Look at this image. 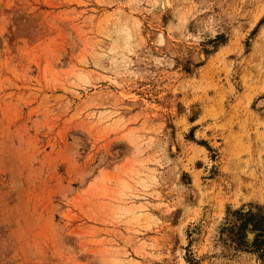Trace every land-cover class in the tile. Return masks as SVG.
<instances>
[{
	"label": "rangeland",
	"instance_id": "obj_1",
	"mask_svg": "<svg viewBox=\"0 0 264 264\" xmlns=\"http://www.w3.org/2000/svg\"><path fill=\"white\" fill-rule=\"evenodd\" d=\"M0 264H264V0H0Z\"/></svg>",
	"mask_w": 264,
	"mask_h": 264
},
{
	"label": "bare ground",
	"instance_id": "obj_2",
	"mask_svg": "<svg viewBox=\"0 0 264 264\" xmlns=\"http://www.w3.org/2000/svg\"><path fill=\"white\" fill-rule=\"evenodd\" d=\"M202 57V56H201ZM173 149L175 150L176 148H175V146L173 147Z\"/></svg>",
	"mask_w": 264,
	"mask_h": 264
}]
</instances>
